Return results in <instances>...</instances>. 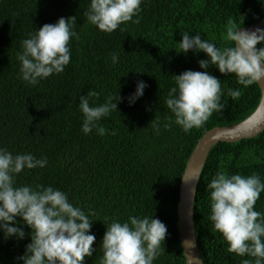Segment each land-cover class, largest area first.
I'll return each instance as SVG.
<instances>
[{"label": "trees", "instance_id": "obj_1", "mask_svg": "<svg viewBox=\"0 0 264 264\" xmlns=\"http://www.w3.org/2000/svg\"><path fill=\"white\" fill-rule=\"evenodd\" d=\"M91 0H0V147L15 154L31 153L47 158V166L25 169L15 177L16 185L53 186L91 216L97 249L86 264H100L106 224L130 216L159 218L168 229L165 249L153 264H186L178 237L177 202L186 161L198 139L215 126H228L246 118L260 99L258 84L247 88L235 74H222L216 66L206 71L222 81L225 104L199 129L185 132L174 123L165 103L175 86V76L186 70L205 71L198 63L207 59L201 51L180 52L182 34L200 33L218 46H231L226 40L228 20L245 27L264 17V0H143L140 22H126L112 33L100 31L87 21L85 12ZM76 17L79 38L70 41L71 61L64 72L41 80L36 86L19 78L17 52L21 42L44 24L60 17ZM136 19V17H133ZM259 44L257 47H262ZM119 53L112 63L111 54ZM148 87L134 104L129 103L137 81ZM241 96L231 99L229 90ZM90 90L99 93L90 103L98 105L118 92L123 97L118 111L101 120L109 133L94 129L82 132L83 113L79 96ZM166 117H172L171 121ZM159 118L156 135L150 122ZM115 130V135H112ZM248 176L258 173L264 180V131L238 142H218L206 159L194 201V228L204 264H243L241 257L228 251L222 234L213 231L210 193L207 184L218 171ZM264 212V193L255 205ZM97 219V220H95ZM24 239H5L0 231V264H23L22 256L31 243V228L17 217Z\"/></svg>", "mask_w": 264, "mask_h": 264}, {"label": "clouds", "instance_id": "obj_2", "mask_svg": "<svg viewBox=\"0 0 264 264\" xmlns=\"http://www.w3.org/2000/svg\"><path fill=\"white\" fill-rule=\"evenodd\" d=\"M143 0H91L85 12L87 21L100 31L112 33L122 24L140 22L139 13ZM136 17V19H133ZM76 17H60L55 23L44 24L21 42L17 52L20 75L27 84L36 86L41 80L53 74L64 72L71 61L70 41L79 38L74 30ZM226 40L231 46L221 47L216 42L202 38L200 33L185 31L179 44L185 55L191 50L198 55L201 51L207 59H199L201 69L186 70L175 76V86L166 98L167 108L174 115V123L183 131L203 127L215 112L221 113L224 91L222 81L206 71L216 66L222 74H235L238 83L245 88L261 85L264 80V29L241 30L234 20H228ZM113 64L119 62V53L111 54ZM148 87L145 81H137L135 92L128 97L134 104L144 95ZM228 95L235 100L241 96L239 89H230ZM99 93L90 90L79 96V109L83 113L82 132L90 134L95 129L104 136L109 129L101 126L103 118L118 111L123 97L116 92L105 102L92 105V97ZM171 121L172 117H166ZM260 122L253 118L249 126ZM156 135L169 129L170 123L159 118L150 122ZM115 135V130H112ZM47 158H37L31 153L13 155L5 147H0V231L5 239H24L23 227L18 226L17 217L31 228V243L24 254L17 258L23 264H86L97 249L93 248L96 236L91 232L95 213H86L81 206L73 204L66 192L45 186L16 185L15 177L25 169L32 170L47 166ZM199 179V177H197ZM206 190L210 193V215L213 231L222 234L228 243V251L243 257V264H264V212L257 211L255 205L264 193V180L258 173L245 176L230 174L226 170L216 173ZM97 220V219H95ZM101 249L100 264H153L162 251L168 229L159 218L152 216H130L127 221L119 219L106 224Z\"/></svg>", "mask_w": 264, "mask_h": 264}, {"label": "water", "instance_id": "obj_3", "mask_svg": "<svg viewBox=\"0 0 264 264\" xmlns=\"http://www.w3.org/2000/svg\"><path fill=\"white\" fill-rule=\"evenodd\" d=\"M264 29V17L241 30ZM260 99L256 108L243 120L228 126H215L207 130L192 149L184 167L178 192L177 225L178 237L186 264H204L198 248L194 228V201L202 169L211 148L218 142H238L253 138L264 131V80L259 85ZM253 118L260 123L249 126ZM199 177V179H197Z\"/></svg>", "mask_w": 264, "mask_h": 264}]
</instances>
